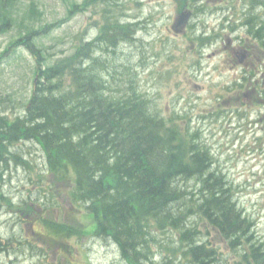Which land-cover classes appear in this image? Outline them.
Masks as SVG:
<instances>
[{"label": "rangeland", "instance_id": "rangeland-1", "mask_svg": "<svg viewBox=\"0 0 264 264\" xmlns=\"http://www.w3.org/2000/svg\"><path fill=\"white\" fill-rule=\"evenodd\" d=\"M73 1L83 0H6L3 4L2 19L11 18L8 24L0 20V112L5 114L1 115L11 119L23 115L36 80L35 59L23 46L11 48L13 40L36 29V41L44 50L43 64H48L70 54L81 37L90 40L101 33L106 5L94 2L84 4V8L73 7ZM247 1L252 3L251 15L264 19V4H260V0ZM185 3L200 6H195L187 30L177 35L171 24ZM192 3L190 0H116L114 8L120 18L132 22L134 33L131 39L110 47L107 53L105 50L96 53L102 59L110 56L114 60L116 56L113 64L116 67L110 68L111 81L125 76L133 78L138 90L150 99L151 107L167 118L169 125L175 123L182 132H191L194 142L205 146L214 157L215 164L209 166L210 170L219 171L227 178L232 198L252 226L238 238L237 247L225 248L224 242L218 239V244H223L216 248L219 259L215 257L212 264H249L241 260L243 251L253 244H260L264 249V96H260L259 85L254 82L241 86L247 68L244 69V65L242 70L235 68L230 48L246 39L244 43L255 45L257 50V42L247 37V27L241 25L246 18L240 20L236 15L242 14L245 0H206L204 3L194 0ZM222 3H227L225 10H221ZM225 17H230V21ZM196 35L199 38L204 35L205 40H198ZM229 40H232L230 44ZM114 48L116 54H113ZM257 53L260 52L255 53L254 61L264 62V52H261L262 57ZM261 74L260 79L264 72ZM6 152L5 148L3 153ZM19 152L22 159L26 157L30 161L28 165L10 159L13 153ZM8 155L6 195L0 186V232L5 242L12 241L10 249L0 250V264H40L39 256L45 264H51L55 256L59 257V250L70 258L66 264L108 259L106 264L113 259L114 264H130L122 261L123 256L116 246L109 251L107 245L97 239L94 244L84 242L89 234L78 233L68 238L57 236L46 227L45 215L47 220L79 226V231L84 227L90 231L93 219L86 216L85 207L75 203L71 177L56 176L48 170L46 155L37 141H15ZM44 179L50 182L43 183ZM195 180L198 181L195 177L185 178L181 184L183 189L193 191L194 195L187 196L192 201L198 200V194L202 193L195 190ZM205 196L199 199L203 203ZM184 201L185 207H190L188 199ZM38 216L40 219L32 227L30 222ZM187 222L193 227L190 225H196V216L191 215ZM147 231L145 247H150L149 255L157 263L163 262L166 256L157 241L162 239L169 243L178 239L182 245L186 243L182 229L158 227L159 234H154L149 226ZM22 235L40 244L39 256L31 253L36 251L35 246L28 253L26 246L13 244L14 239ZM175 249L170 254L182 256H174L172 264L178 259L191 264L194 257L189 250ZM133 252L137 253L135 249Z\"/></svg>", "mask_w": 264, "mask_h": 264}, {"label": "trees", "instance_id": "trees-1", "mask_svg": "<svg viewBox=\"0 0 264 264\" xmlns=\"http://www.w3.org/2000/svg\"><path fill=\"white\" fill-rule=\"evenodd\" d=\"M5 1L0 0V20L8 24L11 17L3 20L1 16ZM115 1H73V7L84 8V4L94 2L106 5L102 31L94 41H84L81 37L70 54L51 63L43 64L44 50L36 41V29H30L11 43V48L24 46L32 54L36 80L23 115L13 119L0 117V146L3 148L0 159L4 157L5 148L11 151L12 141H37L46 155L48 170L56 176L71 177L72 196L93 214L95 229L110 232L130 260L142 253L140 263L149 260L150 247H145L149 226L182 229L185 250L189 249L188 242L193 245L194 228H190L187 221L195 210L196 200L187 198L193 191L182 188L185 178L195 177L199 181L195 180V190L211 195L203 204V218L208 216L230 234L244 232L252 222L242 214L243 220L238 210L235 212L229 181L219 171L210 170L208 149L197 145L188 130L182 132L179 125L171 122L169 125L167 118L155 115L150 99L142 95L133 78L110 80L113 75L110 68L116 67L113 65L116 56L114 60L110 56L102 59L96 52L105 50L107 53L120 39H131L133 33L132 23L122 22L119 17L113 6ZM259 2L264 4V0ZM251 12L249 8L247 26L264 44V19L259 21V16ZM3 130L6 132L2 133ZM7 143L9 145L3 147ZM212 159L211 163L215 164L214 157ZM16 162L26 166L30 161L19 157ZM186 199L190 206L187 208ZM43 220L59 235L73 233L71 225L54 219ZM230 238L238 243V238L232 235ZM203 248V245L198 246L200 252L206 251ZM250 248L251 264H264L261 248L256 244ZM134 249L136 255L129 256ZM189 251L195 255L194 246ZM174 256L182 255L170 254L171 258ZM244 258L247 260L248 255L244 254Z\"/></svg>", "mask_w": 264, "mask_h": 264}, {"label": "flooded vegetation", "instance_id": "flooded-vegetation-1", "mask_svg": "<svg viewBox=\"0 0 264 264\" xmlns=\"http://www.w3.org/2000/svg\"><path fill=\"white\" fill-rule=\"evenodd\" d=\"M260 39V38H259ZM230 42H232V40H229V44ZM246 41H242L240 42L239 40V44H233L234 46H232L230 48L231 52H232V56L231 57V61L234 65H236L235 68H238L240 67L241 70L243 68V65L245 66L244 69L245 70V73L244 74V77H243V81L241 82V86H245L247 85L249 82L250 84L251 83H255V85H259V89H260V96L263 98L262 96V93L264 92V77L263 78H259L261 76H263L261 73L264 72V62L263 60L261 61L260 59H258L256 62L254 61L253 57L256 56V52H260V53H257V56L259 55V57H262V53L261 52H264V44L262 42V40L260 39V42H261V45H259V43H257V50L255 49L256 46L255 45H252V44H249V43H244ZM253 48V50L251 48ZM243 53H245V59H244V64H241L240 60H239V56L242 55ZM246 74H248V76H246ZM260 75V76H259ZM248 86V85H247ZM6 131H2V133H5ZM6 141H8L7 139H5ZM5 161V162H4ZM7 163L9 165L10 161H9V155H8V151L6 153H4V157L3 159L1 160L0 162V186L1 188H5L7 185H8V182H7V172H8V167L7 165L5 164ZM3 194L6 195V192L4 190H2ZM206 194H201L199 195V198H198V201H197V204H196V213H197V227H196V230L197 232L199 231V212H202L204 210V203L201 202L199 199L202 198L203 196H205ZM205 197H211V195H207ZM204 212V211H203ZM211 214H214V213H211ZM218 214V213H216ZM219 215V214H218ZM209 217H205V219L209 220L208 219ZM223 219V217H221ZM204 218H202L201 222H203L205 220ZM208 223H210L212 229H214V232L213 233H210V232H207V233H204V241H205V248L203 249H206L209 250L214 247V246H218L220 247L223 243H219L218 244V239H221V241L224 242V246L225 248H231V240L229 241L230 239V231H226V230H223L220 226H218L217 224H215L213 222V220H209L207 221ZM30 225L33 227V222H30ZM35 230L33 229L32 230V233H34ZM93 234H95L94 237L92 238H96L97 240H99L100 242H104L105 245H107V249L110 251L114 246H116V249L119 250V252L121 253V255L123 256V259L122 261L125 262H129L130 264H137L136 262H138V260L140 259H135V260H130L129 258L125 257L126 254L125 252L122 250V247L120 246V242L118 243L117 242V239L108 231H105L104 229H99V227L97 229H95V231H93ZM6 238L1 234L0 232V250H4V248L2 246H6V244L8 243V240L5 242ZM217 240V241H216ZM19 240L15 241L13 244L16 245V244H19L18 242ZM22 241V240H21ZM259 248L262 249L261 245L258 244ZM250 249V252L248 253L247 251H245L246 253H248L249 255L252 254L251 252V248ZM61 250L58 251V254L60 253ZM261 251V250H260ZM208 252L205 251V252H200L199 249H198V244H197V241H196V244H195V251H194V259L193 260H196L199 264H212V260L215 259V256H211V255H208ZM264 252V251H262ZM131 254V253H130ZM129 254V255H130ZM132 255H134V252H132ZM62 257L65 258V261L62 259ZM66 256H55L54 258V262L51 263V264H57V261H59L60 259V262L61 264H66L65 262H67L66 260ZM82 260V259H81ZM84 262V260H83ZM116 262V260H115ZM140 262V261H139ZM144 263V261H142ZM151 262L152 259L149 257V260L148 262H145L144 264H152ZM214 262V261H213ZM110 264H114V259L111 261ZM116 264V263H115ZM186 264V263H184Z\"/></svg>", "mask_w": 264, "mask_h": 264}, {"label": "bare ground", "instance_id": "bare-ground-1", "mask_svg": "<svg viewBox=\"0 0 264 264\" xmlns=\"http://www.w3.org/2000/svg\"><path fill=\"white\" fill-rule=\"evenodd\" d=\"M201 3H204L206 0H199ZM115 4V3H114ZM257 4V3H256ZM255 5V4H254ZM113 6H115V5H113ZM255 7V6H254ZM258 8H259V6H258ZM115 12V11H114ZM118 12V11H117ZM118 15H120V13L118 14ZM121 20H122V22H126L124 19H122V17H121ZM128 22H130V21H128ZM130 23H132V22H130ZM108 24V23H107ZM104 25V24H103ZM102 25V26H103ZM102 29V28H101ZM100 29V30H101ZM133 33H134V31H133ZM132 33V34H133ZM97 38V36H95L94 38H92V39H90V41H94L95 39ZM125 40V39H124ZM120 41H121V39H120ZM97 47V46H96ZM113 47V46H112ZM117 53V52H116ZM88 60V59H87ZM91 60V59H90ZM95 61V60H94ZM143 95V94H142ZM145 95V94H144ZM148 103V102H147ZM149 105V104H148ZM25 106V105H24ZM152 112L155 114V115H157V116H159V117H161V113L160 112H158V111H156V110H154L153 109V107H152ZM150 113H151V111H150ZM1 114H4V113H2V112H0V117H4L5 119H6V117L4 116V115H1ZM152 114V113H151ZM153 115V114H152ZM6 121V120H5ZM16 141V140H15ZM15 141H12V143L13 142H15ZM18 141V140H17ZM20 141V140H19ZM22 141V140H21ZM23 141H26V140H23ZM10 143V142H9ZM8 143V144H9ZM191 143V145H192V143H193V141H191L190 142ZM7 144V145H8ZM14 155L12 156V158H10V159H12V161H15L16 162V160L18 159V156H19V153H13ZM210 157V156H209ZM211 158V157H210ZM21 160V159H20ZM5 162V161H4ZM212 162V160H210V162H209V166H211V163ZM8 167H9V165L7 164V163H5ZM213 171V170H212ZM200 179V178H199ZM50 182V179H48V180H46V179H44L43 180V183H49ZM2 190H4V189H2ZM201 194H204V193H200V194H198V196L199 195H201ZM192 195H194V194H192ZM195 201V200H194ZM197 201L198 200H196V204H197ZM77 203L78 204H80V205H82V206H84V203H82L81 201H77ZM37 204V203H36ZM235 208H237L236 210H235V212H237V210H238V214H240V217L243 219V216H242V213H243V209H241V207H239V206H237L236 204H235ZM84 208V207H83ZM194 208V207H193ZM188 211L189 210H186V213H188ZM193 212H192V215H194V216H196V225L195 224H193V227H190V228H194V230H193V239H197L196 241H197V244H198V246H201V245H203L204 247H206L205 246V241H204V233H207V232H210V233H213L214 232V229H212V227H211V225H210V223H208L207 221H209V220H211V219H209V220H207V219H205L203 222H201V220H202V218L204 217V215H203V211L202 212H199V231L197 232V230H196V227H197V213H196V206H195V210H192ZM85 214H87L86 216L87 217H89V216H91V218L93 219V221H94V216H92L93 214L91 213V212H89L88 211V209L87 208H85ZM211 216L214 218V215L213 214H211ZM220 219H222V218H220ZM189 220V219H188ZM244 220V219H243ZM162 223H165V222H162ZM251 226H252V224L250 223L249 224V226L247 225L246 226V228H245V230H244V232H242V231H239L238 233H234V234H231L232 235V237L234 238H239L241 235H244L246 232H248L249 230H250V228H251ZM72 227V232H78L79 230H80V227L79 226H75V225H72L71 226ZM171 226H169L168 228H170ZM151 228V230H152V232L154 233V234H159L158 233V226H156L155 228H153L152 229V227H150ZM55 231V230H54ZM93 233V231H91L90 233H89V236L84 240V242L86 241V242H91V243H93L94 244V242H95V240H96V238H92L91 237V234ZM215 233V232H214ZM54 234L55 235H57V236H63V237H67V234H65V233H61L60 235L59 234H57L56 233V231L54 232ZM83 233H81V235H82ZM88 234V233H87ZM15 235V234H14ZM92 236H95V234H92ZM23 238V239H22ZM22 238H15L14 239V241H13V243L15 242V241H17V240H19L18 242H19V245H23V246H26V247H28V253H30L32 250H33V248H34V246H35V248H36V251L35 252H31L32 254H38V256H39V243H36L34 240H29L28 238H26V237H24L23 235H22ZM22 240V241H21ZM11 239H8V243L6 244V246H2L3 248H4V250L5 249H10L9 248V245L11 244ZM230 241V240H229ZM172 242V243H171ZM171 242H169V243H165L162 239H160L159 241H157L156 243H158L160 246V248H161V250L165 253V255L168 257V258H165L164 257V260H163V262H159V263H162V264H172L171 262H172V260L173 259H175V258H171L170 257V253L176 248V247H184V245H182V242H181V240H174V241H171ZM86 244V243H85ZM195 244H196V242L193 244V246H194V249H195ZM239 244L238 243H236V242H233V241H231V247H237ZM188 247H189V249L188 250H190L191 249V246H190V242H188ZM218 246L216 245V246H214V247H212L209 251H212L213 252V254L211 255V256H215V257H217L216 256V254H217V250H216V248H217ZM206 250V249H205ZM261 251H264V249H260ZM207 252H208V250H206ZM203 252H205V251H203ZM146 253V252H145ZM209 253V252H208ZM193 254H194V252H193ZM244 254H246V255H248L246 252H244L243 251V253H242V256H243V258H244ZM127 255V254H126ZM134 255H136V254H134ZM142 253L140 254V256L137 258V259H141V257H142ZM209 255V254H208ZM122 256V255H121ZM129 256H132V253L129 255ZM147 256H148V254H147ZM149 257H150V255H149ZM189 257H191L190 256V254H189ZM194 257V256H193ZM261 257V256H260ZM143 258V257H142ZM151 258V257H150ZM177 258H181V257H177ZM256 258H257V256H256ZM262 258V257H261ZM62 259L65 261V258L64 257H62ZM82 259H83V257H82ZM145 259V258H144ZM194 259V258H193ZM219 258L217 257V260H218ZM66 260H67V262H68V260H70V258L68 257V258H66ZM110 259H108V260H106V261H109ZM241 260H245V261H247V262H249V264H251V262H253V259L248 255V259L246 260L245 258L244 259H241ZM42 261V262H41ZM85 261V260H84ZM105 261V262H106ZM153 261V260H152ZM36 262V261H35ZM40 264H45V262L46 261H44V259L42 258V257H40L39 256V261H38ZM80 262H82V264H106L105 262H97V263H93L92 261H91V263L89 262V263H85V262H83V261H80ZM154 262V261H153ZM37 263V262H36ZM36 263H33V264H36ZM66 263V262H65ZM137 263H140V262H137ZM156 263V262H155ZM179 263H184V261H181L180 259H178V260H176L173 264H179ZM57 264H61V262H60V259H59V261H57ZM79 264V263H78ZM144 264V263H143ZM191 264H199L196 260H192L191 261ZM260 264H261V262H260ZM263 264V263H262Z\"/></svg>", "mask_w": 264, "mask_h": 264}, {"label": "water", "instance_id": "water-1", "mask_svg": "<svg viewBox=\"0 0 264 264\" xmlns=\"http://www.w3.org/2000/svg\"><path fill=\"white\" fill-rule=\"evenodd\" d=\"M191 15H192V11L189 9H186L181 13H179L176 16L174 23L172 24V28L176 32H181L186 27Z\"/></svg>", "mask_w": 264, "mask_h": 264}]
</instances>
